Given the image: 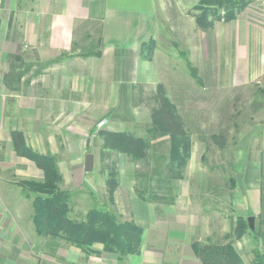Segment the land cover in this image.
Here are the masks:
<instances>
[{
  "label": "rangeland",
  "instance_id": "374dc122",
  "mask_svg": "<svg viewBox=\"0 0 264 264\" xmlns=\"http://www.w3.org/2000/svg\"><path fill=\"white\" fill-rule=\"evenodd\" d=\"M155 1L156 22L145 40L153 39L154 49L149 53L147 47L144 52L139 48L141 59L150 58L146 61L152 63L151 70L142 74L137 68L135 76H145L149 82L132 84L130 102L125 106L117 102L120 96L114 87L103 90L105 102L93 98L99 89L76 87L57 89L56 96L51 94L55 99L38 104L42 90L36 87L40 77L36 73L62 54L68 55L56 63L81 57L77 53L94 42L98 27L80 19L73 25L67 51H46L33 40L35 24L26 25L32 14L41 11L37 10L39 0H0V264L99 262V247H93L98 243L81 250L62 239L35 233L32 198L26 197L21 182H39L43 175L33 162L15 153L11 131L20 132L35 152L55 158L60 188L71 194V217L80 219L91 206L103 205L118 221H132L142 229L139 252L118 264H201L191 249L195 241H230L244 264L253 259L255 240L249 233L235 239L232 228L237 216H253L254 228L264 230V200L262 204L260 197L264 196V93L257 96L256 92L264 90V74L247 81L236 71L227 41L231 20L205 17L212 22L205 30L198 24L202 18L196 7L199 0ZM25 31L33 36L30 40L24 38ZM42 33L45 43L48 33ZM87 33L93 38H87ZM12 67L14 73L23 72L18 83L6 79ZM48 77L52 79V75ZM158 84L175 103L192 140L182 177L174 182L172 204L140 200L133 189L134 175L146 170L144 164L121 153L102 154L97 135L99 130H109L143 136L154 106L151 93ZM26 94L28 98L23 99ZM218 133L224 135V149L211 140ZM87 153L94 156L91 172L83 168ZM113 162L117 186L110 190L106 180ZM229 178L234 179L235 187Z\"/></svg>",
  "mask_w": 264,
  "mask_h": 264
},
{
  "label": "trees",
  "instance_id": "16d2710c",
  "mask_svg": "<svg viewBox=\"0 0 264 264\" xmlns=\"http://www.w3.org/2000/svg\"><path fill=\"white\" fill-rule=\"evenodd\" d=\"M251 0H199L197 8L200 9L202 18L198 24L203 29L209 30L212 20L235 19ZM86 22L98 27L94 42L88 47H82L77 55L81 57H99L101 54L102 24L99 21L87 20ZM87 38H93L91 33ZM154 40L149 43L143 41L140 51L145 47L151 53L154 49ZM76 44L72 43L75 51ZM68 54H62L57 58L44 63L45 66L52 64ZM70 55V54H69ZM145 59H150L144 56ZM12 67L6 79H14L17 83L23 76V72H13ZM37 72L36 74H38ZM191 76L200 81L193 68H190ZM11 88V87H10ZM135 87L133 86V89ZM257 96L264 93L263 89H257ZM154 106L150 111V123L145 128L143 136L129 131L99 130L97 135L101 140L102 154L106 152L124 154L130 161L142 163L146 170L134 175V193L144 202L164 201L172 204L175 200L174 182L182 177V170L190 158L192 140L191 134L186 128L185 122L179 114L174 102L166 95L161 84L151 93ZM13 148L17 155L29 159L42 171V181L21 182L26 197L32 198L33 214L32 223L38 236H49L53 239H62L68 244L85 250L93 244H100L103 251L113 253L118 261H123L130 254L139 252L142 229L132 221H118L116 215L101 206H91L80 219L70 216V192L60 188L61 175L56 167L55 158L49 154H40L25 144L22 134L11 131ZM211 140L220 149H224L223 133L212 134ZM107 153V155H110ZM233 187L235 181L229 178ZM106 183L110 190L117 186V168L113 162L107 173ZM263 204L264 196H260ZM112 196H110V199ZM249 233L255 240L256 247L250 264H264V230L255 227L254 232L249 230L247 219L242 216L236 217V224L232 228V235L240 239ZM193 255L201 264H244L235 250L232 242L214 243L192 242Z\"/></svg>",
  "mask_w": 264,
  "mask_h": 264
},
{
  "label": "crops",
  "instance_id": "0c3cea01",
  "mask_svg": "<svg viewBox=\"0 0 264 264\" xmlns=\"http://www.w3.org/2000/svg\"><path fill=\"white\" fill-rule=\"evenodd\" d=\"M39 9L41 11L32 14L26 25L35 24L37 32L33 40L37 44L40 42L38 45H43L42 49L67 51L72 40L73 25L80 19L99 21L102 24V41L99 57L72 56L60 63H52L46 69H38V74H41H37L40 77L36 87L42 90L41 96H38L41 98L36 96L40 101L37 100L38 104L45 105L49 99H55L53 96H56L57 89L76 87L99 89L93 98L105 102L102 100L106 98L103 90L114 87L120 96L117 102L126 106L130 102L132 84L149 82L145 76L140 79L135 76L137 68L141 69L142 74L151 70L152 63L141 59L139 48L156 22L155 0H39ZM228 25L229 56L236 71L242 72L247 81L263 76L264 0H251ZM44 31L48 33L45 43L42 41ZM28 35L25 31L24 38L30 40L33 36ZM62 65L68 66L67 70H63ZM152 70L156 72L155 67ZM49 75H52L50 80ZM96 245L93 247H99L98 264H118L116 255L104 252L100 244Z\"/></svg>",
  "mask_w": 264,
  "mask_h": 264
},
{
  "label": "water",
  "instance_id": "95a60500",
  "mask_svg": "<svg viewBox=\"0 0 264 264\" xmlns=\"http://www.w3.org/2000/svg\"><path fill=\"white\" fill-rule=\"evenodd\" d=\"M93 163H94V156L93 154L91 153H87L85 154V157H84V171L85 172H91L92 169H93ZM247 222H248V227H249V230L254 232V224H253V216H249L247 218Z\"/></svg>",
  "mask_w": 264,
  "mask_h": 264
}]
</instances>
